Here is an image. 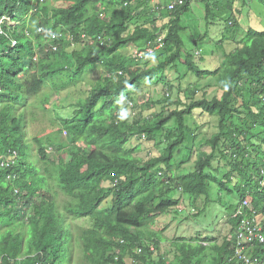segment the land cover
Returning a JSON list of instances; mask_svg holds the SVG:
<instances>
[{
    "label": "trees",
    "instance_id": "obj_1",
    "mask_svg": "<svg viewBox=\"0 0 264 264\" xmlns=\"http://www.w3.org/2000/svg\"><path fill=\"white\" fill-rule=\"evenodd\" d=\"M184 1L160 22L151 14L154 0H0V157L16 151L19 159L14 169L0 167V264H241L236 219L227 218L221 240L177 238L173 257L151 231L161 216L181 215L182 195L209 205L214 189L219 199L249 201L245 211L264 228V31L241 37L238 21L254 0H237V7L236 0ZM193 1L205 6L208 26L225 24L221 43L233 50L223 49L217 63L187 49L184 15ZM4 17L15 25L1 24ZM161 34L162 49L143 59L130 55ZM180 67L186 77L215 79L220 94L210 98L180 82L175 102L170 94L137 100L144 84L172 91L166 72L180 74ZM94 69L102 76L72 114L49 117L53 94L46 87L65 91ZM146 105L162 110L144 118L138 109ZM197 110L218 119L217 132L206 142L210 152L188 150L194 168L179 175L176 153L191 131L186 118ZM159 135V155L142 158L140 146L129 147L137 137L151 143ZM251 248L264 256V244Z\"/></svg>",
    "mask_w": 264,
    "mask_h": 264
},
{
    "label": "rangeland",
    "instance_id": "obj_2",
    "mask_svg": "<svg viewBox=\"0 0 264 264\" xmlns=\"http://www.w3.org/2000/svg\"><path fill=\"white\" fill-rule=\"evenodd\" d=\"M238 3L239 1L236 2L237 5H235V7L239 5ZM205 16V6L197 1H193L190 5L189 13L184 15V25L187 27L184 33V39L187 49L192 50L194 54H200L203 51V57H205L206 60L210 62L216 61L217 63V60L224 59L223 49L225 48L223 47L228 46V42H226V44L221 43L222 34L226 33L224 28L225 24L219 23L210 27V25H207ZM238 21L242 26L243 34H241V37L251 28L256 31H264V5L258 1H252V3L242 9ZM201 38L202 40L205 38V41L202 42L200 40ZM225 50L231 51L233 47H228ZM209 65L212 66L215 65V63ZM209 65L207 66L209 67ZM179 71H181L180 74L179 72L177 73L171 70L166 72V79L170 84H173L172 91L168 90L169 86H164V84L161 83L159 85H156L154 82L151 84H144L136 93L137 100L143 105L148 100L152 102L162 101L167 94H170L172 102H175L178 100V86L180 82L183 83V89L184 87L187 88L192 86L191 88H195L196 86L199 90H206L210 98L220 94L216 91L214 86L215 79H199L192 75L186 77L184 75L187 70L183 67H180ZM179 75L181 77L184 76L182 81H179ZM101 76L102 71L100 69H94L92 72L86 74L84 81L77 86H71L67 90L57 93L55 90L53 91L52 85H48L45 92H50L53 95L51 107L47 115L53 119L57 114H62L63 117H69L75 109L73 105L78 102V99L85 97L87 91L98 82ZM202 94L203 93L199 94V98ZM127 101L128 99L123 97L118 100V103L124 107ZM161 110V105L154 107L152 105H146L143 109H138V112L142 117L147 118L159 113ZM37 114L41 118V109L38 110ZM186 120L191 131L190 134H188L187 143L176 153L178 163H182L179 175L186 173V170L189 172L194 168L196 156L190 155L188 150L192 149L193 151L210 152L211 149L207 146L206 142L217 132L218 127V119L216 117L203 114L198 110L195 111L193 116L187 117ZM174 125V122L170 124L171 127ZM63 136L65 137V135ZM138 146L141 147V152H139L138 155L142 158H147L151 154L159 155L164 151V146L161 143V135L151 143L139 140L137 137L129 144L130 148ZM216 166L217 164L214 167ZM212 192L213 195L209 205L205 204L204 198H198L196 201H193L187 196L185 197L182 195L181 203L177 209L181 212V215L170 213L161 216L157 219L156 223L151 226L152 232L161 234V251L163 254L173 257V251L175 250L173 243L177 238L215 237L221 240L223 236L228 234L230 226L227 224V218L229 217L227 209L231 205H238L240 199H238L236 195L233 196L232 199L225 195L219 199L217 196V189H214ZM60 196L63 198L64 195L60 192ZM199 212H201V216L194 218V215ZM77 223L86 227L90 226V223L83 219L77 220ZM129 264L131 263L129 262Z\"/></svg>",
    "mask_w": 264,
    "mask_h": 264
},
{
    "label": "built area",
    "instance_id": "obj_3",
    "mask_svg": "<svg viewBox=\"0 0 264 264\" xmlns=\"http://www.w3.org/2000/svg\"><path fill=\"white\" fill-rule=\"evenodd\" d=\"M184 3V0H174L168 4H162V0H154L153 7L151 8V14L155 15L160 22H163L162 13L164 11L173 12L177 6H182ZM101 16H103V14ZM4 22L9 25H15L9 17L2 18L1 24H4ZM60 37H62V34H55L54 36L56 39ZM83 37L85 38V36ZM163 39L164 35L161 34L157 42H155V45L152 42H148L144 47H132L129 49L130 55L134 58L143 59L146 54L162 49L164 47ZM70 40L73 44H75L73 38ZM15 44L16 42H14V45ZM133 115H135V113H133ZM18 164L19 159L16 151H10L0 157V167L2 169H14ZM14 175L15 173L12 172L7 176V179L10 181L13 180L17 177ZM249 208L250 203L245 200L242 203H239L234 214L229 216V218L236 219L238 222V227L236 229V255L240 257L241 264H264V256L259 254L255 255L253 249L251 248L256 245L264 244V228L257 220L256 216H251L245 211ZM138 252L141 253L142 250H139Z\"/></svg>",
    "mask_w": 264,
    "mask_h": 264
},
{
    "label": "clouds",
    "instance_id": "obj_4",
    "mask_svg": "<svg viewBox=\"0 0 264 264\" xmlns=\"http://www.w3.org/2000/svg\"><path fill=\"white\" fill-rule=\"evenodd\" d=\"M103 15H104V14H103ZM101 17H103V16H101ZM71 46L73 47V46H76V45L72 43V45H71ZM129 52H130V51H129Z\"/></svg>",
    "mask_w": 264,
    "mask_h": 264
}]
</instances>
